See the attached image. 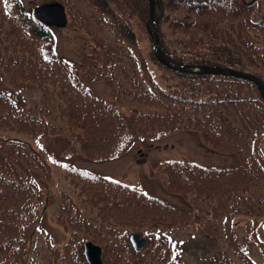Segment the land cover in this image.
Here are the masks:
<instances>
[{"label": "trees", "instance_id": "1", "mask_svg": "<svg viewBox=\"0 0 264 264\" xmlns=\"http://www.w3.org/2000/svg\"><path fill=\"white\" fill-rule=\"evenodd\" d=\"M87 1L112 35L108 39L92 30L90 21H75L92 37L88 72L107 79L115 97L127 95L136 106L127 111L83 82L79 62L54 50L51 30L31 18L22 0H0L5 44L0 72L25 86L37 85L58 101V114L45 105L24 110L0 86V264H26L40 226L51 168L47 147L41 141L36 147L32 140L67 135L69 155L102 159L122 154L140 138L162 139L180 130L196 132L216 151L237 152L240 162L211 167L181 158L160 161L158 180L192 209L65 165L72 190L63 194L57 220L70 237L59 248L48 234V264H89L83 253L87 239L103 246L105 264H174L178 245L164 232L182 227L214 234L223 230L231 248L242 247L240 255L247 260L248 244L257 236L252 232L241 243L234 218L252 213L256 205L264 214V97L259 87L246 78L180 72L160 63L147 29L149 0ZM155 11L161 46L171 62L245 69L264 81V0H155ZM52 115L63 121L46 118ZM15 130L29 139L11 137ZM133 231L149 236L150 244L134 248ZM33 251L40 253L37 247ZM214 259L207 264H218L219 257Z\"/></svg>", "mask_w": 264, "mask_h": 264}, {"label": "rangeland", "instance_id": "2", "mask_svg": "<svg viewBox=\"0 0 264 264\" xmlns=\"http://www.w3.org/2000/svg\"><path fill=\"white\" fill-rule=\"evenodd\" d=\"M45 1L48 0H25L26 5L29 8L33 5L44 3ZM78 1H81L82 6L84 7V2L82 0ZM56 31L60 51L83 60L89 47L90 41L88 35L84 31L77 30L70 25L57 28ZM2 51L3 47L0 43V55L2 54ZM87 62H89V59ZM87 62L83 60L81 65L84 67ZM88 77L90 76L88 75ZM88 77L85 78L88 81H91L92 78L90 77V79ZM91 82H93V86L98 88L101 93L107 92L105 89H108V85L105 82L94 80ZM8 88L16 93L22 92L21 97L23 96V98L27 99V104H29V106L35 103H42L44 100L42 90L37 87L23 89L24 91H16L10 87ZM55 104L56 101L52 99V105ZM148 141H150V143H140V145L135 147L132 153L130 150L128 153L117 159L96 162L92 161L90 157L84 158L82 156H77L75 158H67V160L98 171L102 174L124 180L140 189L164 196L186 207H189L187 201L178 195L168 192L156 179L154 172L158 161L169 157L180 156V158L195 160L204 164L234 165L239 162L238 154H223L211 150L200 141L198 134L193 131H180L158 141ZM46 143L55 154L57 153L59 157L63 158L62 150L68 143L66 137L49 135L46 138ZM59 157H57L56 161H52L53 169L50 171L52 177L48 185L50 197L48 208L43 214V224L54 235L57 242L63 243L68 237V232L58 224V220V223L55 221V212L60 196L63 193H70L72 189L64 190L68 189L69 185L65 181L63 169L59 165ZM263 189L264 188H262V190ZM252 210L253 214L257 213V205L253 206ZM239 218L242 219V222L238 225L237 230L240 235H244L247 232L244 223L248 220L251 221L253 216H240ZM254 229L259 237L264 240V217L259 218ZM195 233L196 237L194 238L193 234ZM170 234H174V236L179 239L184 248V257L190 259L192 264H207L200 258L201 256L229 251V246L222 234L218 237H210L204 232L194 231L193 229H179ZM251 256L255 261V264H264V251L260 245H253ZM235 259L238 264H242L241 260L236 257Z\"/></svg>", "mask_w": 264, "mask_h": 264}, {"label": "water", "instance_id": "3", "mask_svg": "<svg viewBox=\"0 0 264 264\" xmlns=\"http://www.w3.org/2000/svg\"><path fill=\"white\" fill-rule=\"evenodd\" d=\"M54 7H55V5H44L42 7L35 8L34 9V16L36 18L44 20L46 22H51L54 19L52 17H50L49 14H52V12H53L52 8H54ZM62 10H63V7H61L60 11H62ZM62 16H64V15L62 14ZM151 19L153 20V0H151ZM155 43H156V48H157V55L162 62L167 64L169 67L179 69V70H184V66L173 65L169 62V60H167L164 57V54H163L162 50L160 49V42H159V38H158L157 34H156ZM195 71L196 72H204V71L220 72V73H227V74H233V75H237V76H243V77L251 78L258 83V85L261 89V93L264 96V83L259 78H257L255 75H253L251 73L242 72L239 70L221 67V66H213V67L202 66L200 68V70H195ZM133 239H134V244L137 246H142L145 243L144 239L139 234L133 235ZM86 248H87L88 257L90 258L92 263L93 264H102V261L100 259V253H101L100 246L95 245L92 242H87Z\"/></svg>", "mask_w": 264, "mask_h": 264}]
</instances>
